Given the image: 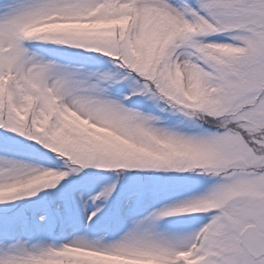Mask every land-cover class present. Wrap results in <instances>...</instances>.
Returning <instances> with one entry per match:
<instances>
[{
  "label": "snow or ice",
  "instance_id": "1",
  "mask_svg": "<svg viewBox=\"0 0 264 264\" xmlns=\"http://www.w3.org/2000/svg\"><path fill=\"white\" fill-rule=\"evenodd\" d=\"M0 264H264V0H0Z\"/></svg>",
  "mask_w": 264,
  "mask_h": 264
}]
</instances>
